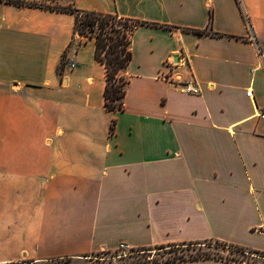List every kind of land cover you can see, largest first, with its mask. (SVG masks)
Listing matches in <instances>:
<instances>
[{"label": "crops", "instance_id": "crops-1", "mask_svg": "<svg viewBox=\"0 0 264 264\" xmlns=\"http://www.w3.org/2000/svg\"><path fill=\"white\" fill-rule=\"evenodd\" d=\"M70 4L146 22L124 109L106 108V67L74 14L0 7V264H88L122 243L264 254V0ZM169 59L202 94L161 77Z\"/></svg>", "mask_w": 264, "mask_h": 264}, {"label": "trees", "instance_id": "trees-1", "mask_svg": "<svg viewBox=\"0 0 264 264\" xmlns=\"http://www.w3.org/2000/svg\"><path fill=\"white\" fill-rule=\"evenodd\" d=\"M239 2V0H238ZM8 3L16 6H28L36 8H44L50 10H56L60 12L72 13L75 15L76 31L82 35H86L96 40V58L102 62L106 67V89H105V105L108 110H123L124 98L126 96V87L129 83L126 70L133 59L132 51V34L137 27L146 24L139 20L120 16L114 13H103L91 10H84L77 8L73 4L63 5L58 7L41 6L36 2H28L25 0H10ZM198 33H208L207 31L197 30ZM115 127V120L112 122L111 130ZM215 242L216 245L221 247H233L243 252H252L247 249L227 244L220 241H207ZM204 242H184L179 244H170L165 246L156 247L158 249H180L190 245L202 244ZM182 251V250H181ZM177 252V251H176ZM260 253V252H254ZM224 258L222 256H216L208 252H198L195 255L187 257L183 252H177V254L166 261L151 258L145 261H139L136 259L125 261V263L143 264L149 261H161L166 264H172L179 261L189 259H202V258ZM230 260L229 258H227ZM110 262L109 264H112ZM9 264H32L31 261H21Z\"/></svg>", "mask_w": 264, "mask_h": 264}, {"label": "rangeland", "instance_id": "rangeland-1", "mask_svg": "<svg viewBox=\"0 0 264 264\" xmlns=\"http://www.w3.org/2000/svg\"><path fill=\"white\" fill-rule=\"evenodd\" d=\"M10 0H0V7L5 5H13L8 3ZM28 2H36L41 6L58 7L65 5L66 0H25ZM182 250V251H181ZM183 252L187 257L195 255L198 252H208L216 256H222L232 260H246L250 264H264V254L261 253H247L240 251L233 247H221L215 244V242H207L197 245H190L180 249H158V248H141L128 250L126 252L117 250L116 252H104L95 255H90L82 258V261L88 264H108L110 262H124L133 259L139 261H145L151 258H157L161 260L172 259L177 252Z\"/></svg>", "mask_w": 264, "mask_h": 264}, {"label": "built area", "instance_id": "built-area-1", "mask_svg": "<svg viewBox=\"0 0 264 264\" xmlns=\"http://www.w3.org/2000/svg\"><path fill=\"white\" fill-rule=\"evenodd\" d=\"M259 54L260 57L262 59V66L264 67V49L263 48H259ZM177 63L174 62V59H169L165 62L164 64V68H167L169 71L168 72H162L161 73V77L162 78H166L168 80H171L172 82H175L176 84H180V86H182V90L186 93H190V94H195V95H200L202 94V90L201 88L197 85L194 84L192 81L189 82H184L181 81L179 79V74H175L173 71V67L176 66ZM62 66L65 67V69H72L76 66V61H69L66 62V60L64 59ZM253 90L250 89L248 91V95L252 96ZM257 117L259 119H264V107L260 108L257 112ZM132 247L129 244L126 243H122L119 246V250L126 252L128 250H131ZM250 253V252H247ZM254 253V252H252ZM243 262H246V260H243Z\"/></svg>", "mask_w": 264, "mask_h": 264}]
</instances>
